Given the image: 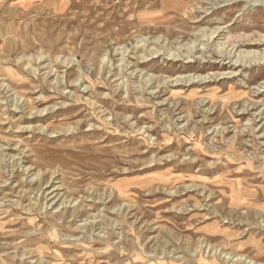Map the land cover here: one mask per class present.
Returning a JSON list of instances; mask_svg holds the SVG:
<instances>
[{
    "label": "rangeland",
    "instance_id": "374dc122",
    "mask_svg": "<svg viewBox=\"0 0 264 264\" xmlns=\"http://www.w3.org/2000/svg\"><path fill=\"white\" fill-rule=\"evenodd\" d=\"M56 1L0 0V264H264V0Z\"/></svg>",
    "mask_w": 264,
    "mask_h": 264
},
{
    "label": "bare ground",
    "instance_id": "6f19581e",
    "mask_svg": "<svg viewBox=\"0 0 264 264\" xmlns=\"http://www.w3.org/2000/svg\"><path fill=\"white\" fill-rule=\"evenodd\" d=\"M215 34V33H214ZM137 39V38H136ZM214 38H213V31L210 33V34H208L207 35V38H206V42H202V43H200L198 46H199V48H198V50H200V49H206V45L207 44H210V41L211 40H213ZM145 40V38H138L137 39V47H141V46H143V45H145L146 44V42L144 41ZM220 44V43H219ZM202 45V47H200ZM221 46V45H220ZM119 49H122V47H118ZM235 48V47H234ZM117 49V48H116ZM192 50L193 49H195V46L193 47V48H191ZM222 49H224L223 47L220 49V50H222ZM197 50V51H198ZM243 51V50H242ZM246 51V50H245ZM121 52V51H120ZM227 52V51H226ZM241 53V52H240ZM152 54V53H151ZM230 54V53H229ZM178 55H180V54H178ZM193 55V54H192ZM39 57H38V60H39V58L41 59V58H43L44 57V55L42 54V55H38ZM240 56V55H239ZM238 56V57H239ZM107 57V53H105V55H104V59ZM189 57V56H188ZM202 57V56H201ZM247 57H249V56H247ZM25 57L23 56L22 57V59H24ZM227 58V57H226ZM232 58V57H231ZM230 58V59H231ZM242 58V57H241ZM255 58V57H254ZM253 58V59H254ZM218 59V58H217ZM225 59V58H224ZM197 60V59H196ZM235 60V59H234ZM233 60V61H234ZM30 62H31V60H30ZM30 62H26V64H25V67L30 71V72H32L33 73V77L34 78H36L35 76H37V75H39V68L38 67H33L32 66V64H30ZM66 62V61H65ZM74 62H76L75 61V58H71V62H68L67 64H74ZM141 62V61H140ZM34 63V62H33ZM46 66V65H45ZM44 67V66H43ZM51 68V67H50ZM40 69H41V67H40ZM52 69V68H51ZM141 72H143V71H141ZM53 73H52V71L51 70H49V71H45L44 72V75H45V77L47 78V76L49 77L50 75H52ZM202 76V75H201ZM141 77V76H140ZM55 78H59V74H57V75H55ZM195 78V77H194ZM196 78H199V77H197L196 76ZM195 78V79H196ZM1 79V78H0ZM175 79V78H174ZM200 79V78H199ZM2 80V79H1ZM80 80V78H78V79H76L75 81H79ZM61 81V80H60ZM142 81V80H141ZM2 85L5 87V88H10V85L8 84V83H5V82H3L2 83ZM86 88V87H85ZM9 91H10V89H9ZM68 93V92H67ZM11 95V94H10ZM12 95H14V100H15V104L16 105H24L25 107L24 108H29L31 105H30V101L29 100H27L26 98H24L22 95H18V94H16L14 91H13V93H12ZM26 97V96H25ZM204 106V105H203ZM22 107V106H21ZM18 108V107H17ZM41 110V109H40ZM41 112V111H40ZM37 113H39V110H37V109H35L34 107H31L30 108V115H34V114H37ZM31 167H28L27 166V168H25V170H26V172L28 173V171H29V173H30V171H31ZM37 176H39V173L36 175V177H33V179L32 180H34V179H36L37 180ZM49 184H50V182H46V186L45 187H49ZM52 187V186H51ZM58 188L56 187V188H54V189H52V190H49V191H47L46 192V195H47V200L48 201H51V202H49V204H47L48 206H52L54 203H55V201H56V199L54 200V198L55 197H57V198H59V196H58V194L57 193H55V191L57 190ZM69 200V199H68ZM82 200V199H81ZM85 200V199H84ZM64 201H65V199H64ZM4 202V201H3ZM67 202V201H66ZM70 202V201H69ZM75 202V201H74ZM61 204H65V203H61ZM0 205H1V201H0ZM69 206L71 205V206H74V205H76V203H74V204H68ZM83 207H84V205H82ZM45 207V206H44ZM56 207V206H55ZM66 207V206H65ZM56 209H58L57 207H56ZM75 210V209H74ZM56 211V210H55ZM52 213V212H51ZM54 213V212H53ZM53 216V215H52ZM62 216V215H61ZM87 220L88 219H84L83 220V222L79 225V226H81V225H86V223H87ZM92 222H96V220H93ZM71 240H73V239H71ZM199 248V246H197L196 247V249H195V251H197V249ZM210 249V248H209ZM223 252V251H222ZM228 253V252H227ZM227 253H223L222 255L224 256V257H226V258H228V259H231V260H234V261H237V260H242V259H245L244 260V262H248V260L246 259V258H243L241 255H234V256H232L231 257V255H229V254H227ZM232 254V253H231ZM233 255V254H232ZM21 257H22V255H21ZM24 257V256H23ZM43 260V259H42ZM37 261V260H36ZM34 263V262H33ZM249 263H251V264H257V263H255V262H252V261H249ZM39 264H40V262H39Z\"/></svg>",
    "mask_w": 264,
    "mask_h": 264
},
{
    "label": "crops",
    "instance_id": "0c3cea01",
    "mask_svg": "<svg viewBox=\"0 0 264 264\" xmlns=\"http://www.w3.org/2000/svg\"><path fill=\"white\" fill-rule=\"evenodd\" d=\"M55 8L61 7V0H57L56 2L52 3Z\"/></svg>",
    "mask_w": 264,
    "mask_h": 264
}]
</instances>
